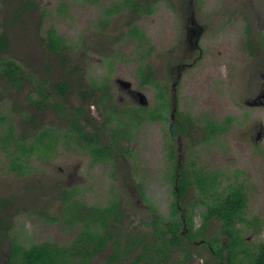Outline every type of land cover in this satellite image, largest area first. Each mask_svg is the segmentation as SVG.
Listing matches in <instances>:
<instances>
[{
    "label": "rangeland",
    "instance_id": "rangeland-1",
    "mask_svg": "<svg viewBox=\"0 0 264 264\" xmlns=\"http://www.w3.org/2000/svg\"><path fill=\"white\" fill-rule=\"evenodd\" d=\"M1 1L0 32L3 28L10 36V56L14 58L20 55V63L26 65L38 79L44 75L41 73L44 66L56 65V61L57 68L64 65L60 64L58 56L50 54L46 48V32L51 28L64 36L69 44V66L78 65L80 71L82 70L80 73L76 67L78 72L70 75L71 80H77V76L82 75L85 82L104 79L111 83L113 77L131 82L137 69L145 63L139 60V55L147 47L136 40H119L116 35L123 29L126 15H117L105 27L98 28L107 37L112 38L97 40L93 26H96L94 22L99 14L98 6L87 5L82 0H33L38 3L37 10L15 20L12 13L16 10L15 4L19 3V0ZM150 1L157 2L156 11L146 19H138L137 22L142 25L146 39L150 42V67L153 66L156 78L159 79L160 74L156 66L161 58L159 56L164 49H172L175 54L183 44L182 16L175 9L177 0ZM197 2L192 9L196 12L198 24L206 30L201 41L206 51L202 60L183 74L178 85L177 112L194 122L190 137L180 143L186 144V147L183 146L186 163L196 160L195 168L198 172L216 177L212 192L218 198L221 199L231 188H243L248 202L245 222L238 223L237 230L249 249L255 252L256 246L264 241V140L260 147L249 144L246 138L249 125L237 116L242 112L239 104L246 66L253 59H264V56L247 54L249 48L254 51V41L251 35L244 34L248 21L252 24V20L264 15V0ZM18 37H21L20 44ZM112 51L115 54L108 57L106 54ZM15 52H18V55H14ZM86 52L90 53L91 57L94 56L93 62L84 64L83 55ZM109 60H113L114 65L106 69L104 64H108ZM58 70L69 76V69L66 67ZM146 96L151 109L156 102V96L154 92ZM165 96L170 100L169 87ZM228 113L231 114L228 116L233 118L229 131L216 135L209 141L204 140L198 127L205 123L206 118L221 121ZM253 113L255 116L262 115L263 111L255 110ZM41 120L45 124L48 123L44 119ZM119 120L123 122L121 118ZM23 127L26 125L23 124ZM120 130L123 135L128 134L125 124ZM168 136L167 122L147 123L136 133L134 152L127 161L118 164V174L115 178L109 177V166L96 165V168L88 171L87 182H69L70 187L77 189L74 192L80 194L71 199L73 203L104 208L114 200L119 201L126 216L119 220L120 232L130 231L132 228L141 229L145 223L150 224L152 219H157V215L168 218L175 202L173 166L176 163L171 157ZM8 158L0 149V203L3 199L10 203L2 208L9 211L5 215L12 216L11 224L14 226L10 234H14L24 247L42 242L54 243L61 247L72 245L80 229L71 215L66 216L65 210L72 209L70 214L79 213L80 210L75 209L70 202H61L58 193L66 185L57 167L66 171L69 164L73 169L82 160L79 152L71 147L68 154L62 152L50 166L37 165L21 176L9 172ZM135 189L139 194L134 192ZM66 194L68 196V192ZM139 195V201L144 200L152 206L155 217L140 207V202L137 201ZM187 199L190 203H195L194 229L198 230L201 223L199 214L203 212L208 200L196 190L190 191ZM22 208L28 212H20ZM219 227L220 223L216 220L210 222L208 229L202 231L196 243L222 235L219 233ZM152 229L153 227L148 228L149 234ZM118 240L121 242L122 238L119 237ZM221 240L226 242L225 237ZM186 247L190 251L191 260L183 264H215L197 244H186ZM185 253L181 247L174 249L165 264H182Z\"/></svg>",
    "mask_w": 264,
    "mask_h": 264
},
{
    "label": "flooded vegetation",
    "instance_id": "flooded-vegetation-1",
    "mask_svg": "<svg viewBox=\"0 0 264 264\" xmlns=\"http://www.w3.org/2000/svg\"><path fill=\"white\" fill-rule=\"evenodd\" d=\"M82 1L87 5L98 6L99 14L94 22L96 26H93L95 29L94 37L97 40L112 38L107 37L106 34L101 32L98 28L105 27L106 24L117 15H126L124 27L121 31H118L116 35L119 40H136L147 47L142 50L139 55V60L145 63L137 69L134 79L131 82L123 80L120 77H113L111 83L104 79L97 82H85L82 75H78L77 80H71L70 75L77 74L78 72L76 67L79 69L80 73L82 70L80 71L78 65L76 67L69 66V64L71 65L69 44L64 39V36L59 35L54 28H51L46 32V48L50 54L58 56L60 64H64L58 68L66 67L69 69V76H65L62 71L58 70L55 58L56 65L44 66L43 71H41L44 75L38 79L26 65L20 63V55L14 58L10 56V36L2 28L0 32V149L9 157L7 169L15 176L27 174H21V172L11 170L13 162L14 164L20 163L18 158L21 157L20 147L23 141L26 145L30 144V146H37L42 150L40 156L32 154L29 157L27 166L31 168V170L37 165L50 166L56 157L59 158V156H61L62 152L68 154L71 147H73L79 152L82 160H80L73 169L67 164L66 171L62 167H57L66 185L59 191V197L62 203L69 202L67 198L70 196L74 199L75 196L80 195L74 192L77 189L70 187L69 182H75L76 180L81 183L87 182L89 178L88 171L96 168V165L109 166V177L115 178L118 174V164L121 161H127L134 152L135 144L133 142L136 140V133L147 123L163 124L167 122L168 142L170 144L172 143L174 146V153H176L175 165L176 168H178L174 170L175 178L173 177V179L176 181H173V195L175 200L174 204H176L179 210V237L182 239V243L185 246L186 244H197L198 247L202 248L206 254L211 257L215 264H222L223 262L219 263L213 257L212 247L209 244L212 238L201 240L199 243H196V239L198 238H191L189 236V216L192 217V232L195 233L197 230L194 229L193 211L195 203H190L187 197L190 191L196 190L200 193L199 190L195 186H188L184 193L180 194L178 191L176 192L177 178L180 176L179 172L184 171L191 174L196 170V160H191L189 163H186L184 160V147H186V144L183 145L180 141L190 137L189 133L194 128V122L177 112V90L183 74L193 69L202 60L206 51L204 45L201 43L206 30L202 25L198 24L196 12L192 9L193 5L198 3L197 0H177L175 3V9H177L182 16L181 28L183 30L184 40L177 53L173 54L172 49H164L161 56H159V58H161L158 64L155 62L160 74L159 79L156 78L153 66L150 67L152 53L150 42L146 39L147 36L145 35L142 25L137 22L138 19H146L152 15L157 9V2H151L150 0ZM0 3H2V1ZM37 4L38 3L33 0H19V3L16 2L15 4L16 10L12 13L14 19L19 20L22 15L32 11L35 12L38 7ZM136 4H140L141 6L137 7ZM252 21V24L248 21L244 34L245 36L251 35L253 37L254 51L252 52L249 48L247 49V54H257L262 57L264 56V15H259ZM135 26L143 34L142 39L139 35H134L133 29ZM50 31H53V33ZM50 36H56L58 38L57 49H51L49 47ZM20 38L21 37L17 38L19 44L21 41ZM83 47L86 46L83 45ZM114 54V51H112L106 55L109 57ZM14 55H18V52H15ZM93 59L94 56L91 57L88 52L83 55L84 64L89 61L93 62ZM98 61L101 62L99 59ZM104 65L106 69L111 68V66L114 65L113 60H109L108 64ZM243 76L244 85L242 88V98L239 104L242 112L241 115L237 117H241V120L249 125L246 133L249 144L260 147L264 140V59H253L248 66H246ZM168 87L171 92L170 100H167L165 96ZM150 92H154L156 96V102L151 109L146 96ZM116 100L120 103L119 106L117 105L118 103H115ZM255 110L263 111L262 115L255 116L253 113ZM228 115L231 114L228 113L221 121L215 118H206L205 123L198 127L201 131L202 138L209 141L216 135L227 133L233 121V118H231L232 116ZM119 117L123 122L119 120ZM41 119L48 121V123H43ZM71 120H77L76 123L79 124L81 132L79 129L74 132L70 131ZM23 124L26 125L25 128ZM123 124L127 127L128 134L126 135H123L120 130ZM214 125H216L218 131L212 134L211 131ZM42 133L49 134L48 137L43 138L45 147L39 143V137L42 136ZM45 152L47 155H45ZM80 171H83V173H80ZM95 178L97 177L95 176ZM216 181L217 179H215V182ZM235 188H240L245 193L242 187ZM66 192H68V196ZM134 192L139 194L136 189ZM139 198L140 195L137 201H139ZM114 202H117L119 207L108 220L112 222L114 227H101L99 221L92 219L87 221L88 218H86V215L88 217H94L93 219H95V217L98 218L102 213L94 216L96 213L94 209L96 208L84 205L79 207L80 211L78 213L79 218H82L80 221L82 223L74 221L79 224V233L86 228V226L83 225L84 221V224L89 222V229L99 232L102 238L108 234L112 235L107 241L104 250L91 258L92 264H117L118 262L133 264L144 250V243L149 244V237L151 238V234H149L147 230L152 227L153 219L150 221V224L145 223L141 229L132 228L130 231L120 232L118 228L120 226L118 225L119 221L115 222V215L119 213L121 217L125 215L121 203L114 200L111 204ZM139 202L140 207L145 208L155 217V214L151 211L147 202L144 200H140ZM6 204H10L7 203V199H3L0 203V264H10L13 243L24 247L23 243L16 238L14 234H10L14 225L11 224L12 216L5 215V213L9 211L2 210ZM205 210L204 207L203 212L199 214L201 223L198 230L202 229V226H204L203 231L207 230L209 223L216 220L220 223L219 233L222 234L224 232H222L223 223L215 218L206 222L201 216ZM19 211L22 213L28 212L23 208ZM65 211L67 217L71 215L69 212L71 209ZM2 214H4V216ZM92 221H94V224H91ZM237 224L235 226L236 230ZM107 229L113 232L109 233ZM140 231L141 233H139ZM79 233L75 240L79 236ZM119 237L122 238L121 242L118 240ZM223 237L226 239V244L221 240ZM132 238L134 239L133 242L140 243V246L134 251L130 250L132 247H125L126 240H132ZM214 238H219V245L221 246L229 244V240L224 234L215 236ZM94 239H96V237ZM117 245L119 246V252L115 254L116 258H114V246ZM130 246L134 247V245ZM123 250H128V253L127 251L123 252ZM223 252L227 256L228 249H224ZM145 253L148 255L143 256V260L136 264H151V260L156 262L153 264H165L162 257L157 259L160 254L155 251V249L145 250ZM97 259H99L98 262L96 261ZM20 262L21 259L17 256L15 264H20Z\"/></svg>",
    "mask_w": 264,
    "mask_h": 264
},
{
    "label": "trees",
    "instance_id": "trees-1",
    "mask_svg": "<svg viewBox=\"0 0 264 264\" xmlns=\"http://www.w3.org/2000/svg\"><path fill=\"white\" fill-rule=\"evenodd\" d=\"M139 3L138 1H135ZM137 7H140V4H136ZM53 33V31H50ZM134 35H139L142 39L143 34L137 29L135 26L133 29ZM50 34V33H49ZM58 38L53 36L49 38V47L51 49L58 48ZM142 72V71H141ZM77 120H71L70 122V131L74 132L75 130H80L79 124L76 123ZM218 131L216 125L212 129L211 133L214 134ZM49 134L42 133V136L39 138V143H41L45 147V142H43V138L48 137ZM71 137V136H70ZM43 142V143H42ZM21 157L18 158L20 163L13 162L11 166L12 171L21 172V174L28 173L31 171V168L27 166L29 157L34 154L40 156L42 150L37 146H30V144L26 145L23 141V144L20 147ZM170 152L171 157L175 159L174 146L170 144ZM45 155L46 152H45ZM17 161V160H16ZM174 170H177L176 165L174 164ZM180 176L177 178V190L178 193L182 194L186 191L188 186H195L199 190L201 194L208 200L205 203V212L201 215L202 218L207 222L208 220L215 218L223 223L222 234L226 236L229 240L228 245H219V238H212L209 243L212 247L213 257L216 261L223 262L222 264H264V241L257 245L256 251L253 252L249 249L248 245L244 242V239L239 235V231L235 229L237 223L245 222V211L247 209V198L245 193L240 188H231L227 194H225L221 199L217 197L214 190V184L216 177L211 176L207 173L192 172L188 174L187 172L181 171L179 172ZM175 173L173 177L175 178ZM175 179H173L174 181ZM176 181V180H175ZM72 192V191H70ZM212 192V193H211ZM71 196L67 198L72 206H75V209H79L80 205L78 203H73L71 200ZM204 203V202H202ZM119 207L118 203L114 202L110 206H107L104 209L96 208L94 211L95 215H99V217H86L87 221L96 220L100 222V226H113L112 222L108 220L114 215V211ZM151 211L155 213L152 206H150ZM92 209V208H91ZM71 211H73L71 209ZM78 212H73L71 214V218L73 221L80 222L82 218H79V215L76 214ZM179 210L176 204H172L171 213L168 218H162L157 215V219H153L152 227L153 231H151V238L149 244L143 245L144 250L138 256V259L133 262L136 264L143 260V256H147L145 250L155 249V251L159 252L160 257L163 258L164 263L168 259H170V255L174 249L181 247L182 251H185V256L182 264L186 261H190L191 254L188 248L182 243V239L179 237L180 231V223L178 220ZM116 221H119L121 218V214H116ZM188 221L190 223V232L189 236L191 238H198L202 235V229L197 230L195 233L192 232V217H188ZM82 223V222H80ZM94 224V221L91 222ZM83 225L86 226L84 230L79 233L77 239L72 243L69 247H59L56 244L52 243H42L39 245H31L27 248L21 247L16 243H13L12 254H11V262L10 264L16 263V257L19 256L21 259L20 264H92L91 258L104 250L107 241L111 238L112 235L108 234L102 238L99 235V232L92 231L89 229V222ZM114 227V226H113ZM108 230V229H107ZM109 233L113 232L108 230ZM96 237V239H94ZM132 240H126L125 247L130 248V250L134 251L140 246V243L133 242ZM143 242V241H142ZM130 245H134L130 246ZM224 249H228L227 256L224 254ZM128 250H123V252ZM119 246H114V258H116L115 254H118ZM131 252V251H130ZM149 259V258H148ZM152 259V258H151ZM156 263L151 260V264ZM117 264H124L122 262H118ZM207 264V263H206Z\"/></svg>",
    "mask_w": 264,
    "mask_h": 264
}]
</instances>
